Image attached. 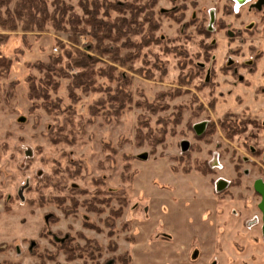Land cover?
I'll return each mask as SVG.
<instances>
[{"label":"rangeland","instance_id":"obj_1","mask_svg":"<svg viewBox=\"0 0 264 264\" xmlns=\"http://www.w3.org/2000/svg\"><path fill=\"white\" fill-rule=\"evenodd\" d=\"M257 1L45 0L55 21L0 24V264H264Z\"/></svg>","mask_w":264,"mask_h":264},{"label":"trees","instance_id":"obj_2","mask_svg":"<svg viewBox=\"0 0 264 264\" xmlns=\"http://www.w3.org/2000/svg\"><path fill=\"white\" fill-rule=\"evenodd\" d=\"M9 1L10 0H0V7L5 6ZM65 13H66V10L63 7L61 9L60 18L58 19V23L62 21ZM10 15H12L13 19H10L7 21L3 20L0 17V24L10 25L12 26L11 28H15L16 27L15 20H19L22 23L23 30L30 29L33 26H39L40 28L41 23L45 21L46 19L55 21V18H56L54 13L51 15L47 12L45 0H17L16 3L14 4L12 12H10ZM56 26H59V24ZM103 29L109 30V26H106V28H103ZM60 60H61V56L59 55L51 58V60H49V62L44 65L46 68V71H54L55 64H57ZM90 60H91L90 58L88 57L85 58L84 55H82L78 59L74 60L73 62L74 64L71 66L86 68L88 67ZM91 70L92 69L87 68L81 73L76 74L74 76L73 83H75L76 86H80L85 83H89L91 85V80H92V75H93V71ZM88 86L89 85H87L86 87ZM40 90H42L41 87L40 89L36 88L34 84L31 82V84H29L28 96L30 98H36L37 96H40V92H39ZM240 124L241 123H236L234 125H231L230 127L234 128V126H237V125L239 127Z\"/></svg>","mask_w":264,"mask_h":264},{"label":"water","instance_id":"obj_3","mask_svg":"<svg viewBox=\"0 0 264 264\" xmlns=\"http://www.w3.org/2000/svg\"><path fill=\"white\" fill-rule=\"evenodd\" d=\"M264 0H258L253 6L255 7H260V5L263 3ZM198 130V133L201 131L200 129H198L197 127L198 126H195ZM220 185L218 184V187ZM253 189L254 191L260 196V201L258 203V209L260 210L261 212V220H262V235H263V238H264V181L260 178L254 180L253 182Z\"/></svg>","mask_w":264,"mask_h":264},{"label":"crops","instance_id":"obj_4","mask_svg":"<svg viewBox=\"0 0 264 264\" xmlns=\"http://www.w3.org/2000/svg\"><path fill=\"white\" fill-rule=\"evenodd\" d=\"M218 179H219L218 181H222L223 180V182H221L222 184H225L227 182V180L224 179V178H218ZM217 182H216V187H218V183ZM196 233H197L196 231L187 228V239L192 238L193 235H195Z\"/></svg>","mask_w":264,"mask_h":264},{"label":"flooded vegetation","instance_id":"obj_5","mask_svg":"<svg viewBox=\"0 0 264 264\" xmlns=\"http://www.w3.org/2000/svg\"><path fill=\"white\" fill-rule=\"evenodd\" d=\"M235 3L238 4V5L241 4V6H242L243 4L248 3V0H235ZM241 6H240V8H241ZM221 182H223V180L222 181H218L217 183L218 184H222Z\"/></svg>","mask_w":264,"mask_h":264},{"label":"built area","instance_id":"obj_6","mask_svg":"<svg viewBox=\"0 0 264 264\" xmlns=\"http://www.w3.org/2000/svg\"><path fill=\"white\" fill-rule=\"evenodd\" d=\"M237 5H238V4H237ZM237 8H238V7L236 6V10H237ZM54 49L57 50L56 47H55ZM219 185H220V186L217 187V189L220 191V190L224 189V188L226 187L227 184H219Z\"/></svg>","mask_w":264,"mask_h":264}]
</instances>
